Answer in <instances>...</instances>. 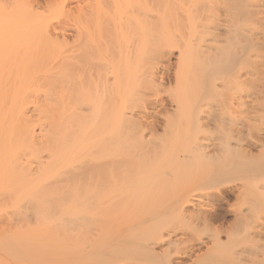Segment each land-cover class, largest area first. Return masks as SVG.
<instances>
[{"label": "bare ground", "instance_id": "obj_1", "mask_svg": "<svg viewBox=\"0 0 264 264\" xmlns=\"http://www.w3.org/2000/svg\"><path fill=\"white\" fill-rule=\"evenodd\" d=\"M71 2L0 51V264H264V0Z\"/></svg>", "mask_w": 264, "mask_h": 264}, {"label": "rangeland", "instance_id": "obj_2", "mask_svg": "<svg viewBox=\"0 0 264 264\" xmlns=\"http://www.w3.org/2000/svg\"><path fill=\"white\" fill-rule=\"evenodd\" d=\"M61 0H34V2L32 1L30 4H31V8H29V5L28 6H26V8L28 7L29 8V12H31L30 14H29V12L28 11H26V12H28V13H26V14H28V15H26L25 14V16L23 15V13H22V17H24L25 19H26V16H27V19L25 20L24 18H22L21 17V14L18 12V14H15V12L16 11H14V14L11 16L10 15V17L9 16H6V17H3V19H1V20H4V26L2 25V30L0 29V51L1 52H3L2 50H6L7 48H10V50L11 51H13V53L15 54H17L18 55V50H23L24 49V47L26 46V45H28V43H30L29 44V48H28V46H27V48L28 49H30L29 51L30 52H32L33 50H34V52H37L39 49V51H49V49L51 50V48L54 46V43L53 42H51V46H48V44L50 45V43H48V42H50V41H46V37L51 33V35L52 34H54V33H56L55 34V36L57 35V34H59L60 33V37H61V39H63V38H65V37H68L70 40H71V42H73L74 40H75V38L74 37H72L71 35H72V32H73V34H74V31H75V29H76V19L74 18V14H76L77 13V8H76V4L74 3V2H71L70 4L68 3V4H66V6H65V9H66V11L65 12H69V13H73V12H71V11H74V13L73 14H70V15H72V18H73V20H71V21H69V19L70 18H68V16H66L65 14L66 13H63L62 11H64L60 6H58L57 5V3H59ZM15 2H17V5H16V3ZM14 2V4H12L11 3V5H12V7H10V4H8L9 5V7L11 8V9H14V7H18L19 6V4H22L23 2L21 1V0H16ZM0 4H2V1H1V3ZM23 4H25V3H23ZM22 4V5H23ZM2 5H4V3L2 4ZM21 5V6H22ZM26 5H27V3H26ZM75 5V6H74ZM24 6V5H23ZM23 6L22 7H18L20 10H23L24 11V9H22L23 8ZM61 8V9H60ZM68 8V9H67ZM70 8H72L71 10H70ZM74 8V9H73ZM76 8V9H75ZM18 9V10H19ZM17 10V11H18ZM26 10V9H25ZM33 10V11H32ZM68 10V11H67ZM53 12H54V14H53ZM17 13V12H16ZM50 15H52V16H55V18H52V16H50ZM52 13V14H51ZM38 14V15H37ZM42 14V15H41ZM45 14H46V16H45ZM42 17H41V16ZM49 15V16H48ZM29 16V17H28ZM40 17V18H39ZM44 17V18H43ZM48 17H50L51 19H46V18H48ZM69 17H71V16H69ZM5 18V19H4ZM31 18V19H30ZM32 18H34V21L32 20ZM38 18V20H36ZM44 19V21H42V19ZM58 18V19H57ZM71 18V19H72ZM105 18V17H104ZM106 18H108L110 21L112 20L110 17H106ZM105 18V19H106ZM11 19H13V20H11ZM60 19H64L63 21L61 20L60 21ZM74 19H75V23H73V21H74ZM29 20V21H28ZM41 20V21H40ZM58 20H59V22H58ZM65 20H68L67 21V25H66V21ZM107 20V19H106ZM25 22V24H24V22ZM28 21V22H27ZM38 21H40V23L42 22H44V26L42 25V24H40V23H38ZM45 21H46V25H45ZM98 21H100V20H98ZM103 21H104V19H103ZM32 22H34V23H32ZM108 22V21H107ZM107 22H105L103 25L105 26L106 25V23ZM1 21H0V25H1ZM31 23H32V25H31ZM36 23H38V25H36ZM56 23H59V24H56ZM60 23H61V25H62V27H60L61 25H60ZM6 24H7V27H6ZM10 26H9V25ZM28 24V25H27ZM39 24L42 26V28H39ZM50 24V25H49ZM54 24H56V26H57V30L55 29H52L53 28V25ZM52 25V26H51ZM71 25H73V26H71ZM12 26V27H11ZM30 26V27H29ZM33 26H34V28L36 27V26H38V27H36V29L37 28H39V31H40V33H41V31H43V29L44 28H46L47 30L48 29H51L49 32V34H47V33H45V35H44V32L43 33H41V35H39V34H37V32H38V29H37V32H36V29H35V31L33 30L34 28H33ZM40 26V27H41ZM46 26V27H45ZM72 28V30H71V28ZM44 27V28H43ZM49 27V28H48ZM66 27V28H65ZM1 28V27H0ZM5 28V29H4ZM19 28V29H18ZM63 28V29H62ZM3 29H4V31H3ZM7 29V30H6ZM10 29V30H9ZM13 29H15V30H13ZM24 29V30H23ZM40 29H42V30H40ZM66 29V30H65ZM68 29V30H67ZM45 30V29H44ZM47 30H45V32H48ZM52 30H54L53 32H52ZM6 31V32H5ZM9 31V32H8ZM14 31V32H13ZM26 31V32H25ZM55 31H57V32H55ZM13 32V33H12ZM17 32L19 33V36H18V34H17ZM22 32H25V33H22ZM20 33H21V35H20ZM62 33H65L66 35H64V34H62ZM7 34V35H6ZM37 34V35H36ZM42 34L44 35V37H45V39H43L44 37L42 36ZM64 35V36H62V35ZM41 36L42 37V40L43 41H41V40H39V42L37 41V39H39L38 37L36 38V37H33V36ZM6 36V37H5ZM12 36V37H11ZM15 36H17V38L15 37ZM21 36L23 37L24 36V38H22L23 40H21ZM25 36H26V38H25ZM27 36L29 37V39L31 40V36H32V39H34V38H36V39H34V40H36L38 43H36L35 41H30L29 39L28 40H26L27 39ZM52 36H54V35H52ZM4 37V38H3ZM15 37V38H14ZM101 37H102V35H101ZM100 37V38H101ZM18 38L22 41H20V40H18ZM96 39V40H106V38H101V39ZM3 39V40H2ZM48 39V38H47ZM50 39V38H49ZM52 39V38H51ZM113 39V38H112ZM112 39H110V41L107 43V44H104V42H105V40L103 41V43H102V46L101 47H106V48H112L113 47V41H112ZM45 40V41H44ZM5 42V43H3V42ZM41 41V42H40ZM52 41V40H51ZM78 41V40H77ZM77 41H74L75 43H72V44H76V43H79V41L77 42ZM25 42H26V45H25ZM35 42V43H34ZM43 42H46L47 44H45L44 43V45H42L43 44ZM71 42H70V44H71ZM3 43V44H2ZM19 43H21V44H19ZM34 43V44H33ZM91 43H93V42H91ZM94 43H96V42H94ZM93 43V44H94ZM32 44V45H31ZM39 44H40V47H39ZM63 45V46H61V47H65L66 49L68 48H72V49H74L73 47H75V49L77 48V50H78V48H79V45L81 46V44H77L76 46H74V45ZM88 44H90V42L88 43ZM93 44H91V45H93ZM10 45H11V47H10ZM22 45V46H21ZM35 45V46H34ZM46 45V46H45ZM95 45V44H94ZM105 45V46H104ZM5 46V47H4ZM7 46V47H6ZM21 46V47H20ZM32 46V47H31ZM41 46H44V47H41ZM89 46V45H88ZM2 47H3V49H2ZM35 47V48H34ZM47 47V48H46ZM55 47H59L58 45H55ZM90 47V46H89ZM93 47V46H92ZM13 50H12V49ZM26 48V47H25ZM26 48V49H27ZM43 48V49H42ZM45 48V49H44ZM49 48V49H48ZM94 48V47H93ZM100 48V47H99ZM105 48V49H106ZM2 49V50H1ZM32 49V50H31ZM36 49V50H35ZM47 49V50H46ZM104 49V48H103ZM104 49V50H105ZM10 50H6V51H10ZM53 50V49H52ZM77 50H73L74 51V53H76V51ZM6 51H4V52H6ZM10 51V52H11ZM15 51V52H14ZM78 51H80V50H78ZM38 53H40V52H38ZM89 53H91L90 51H89ZM97 53H99V52H97ZM15 54V55H16ZM32 54H34L33 52H32ZM35 54H37V53H35ZM96 54V53H95ZM16 55V56H17ZM16 56H13L12 58H17ZM172 62H174L173 60H175V58L174 57H172ZM16 61V59L14 60V62ZM9 62V61H8ZM258 181H259V183L261 184L263 181H264V177H260V178H258ZM229 194V195H228ZM231 195V196H230ZM226 196H227V198H229V199H231V200H229L230 202L232 201V199H233V194H232V192H230L229 190H227L226 191ZM231 197V198H230ZM229 202V203H230ZM229 203H224V206H223V208L224 209H221L222 211V216H225L226 214H229L228 216H226V224H227V222L230 220H232L233 219V214H231L230 215V213H227L228 212V207H229ZM226 205H227V207H226ZM227 211V212H226ZM226 213V214H225ZM229 219V220H228ZM229 221V222H230Z\"/></svg>", "mask_w": 264, "mask_h": 264}]
</instances>
